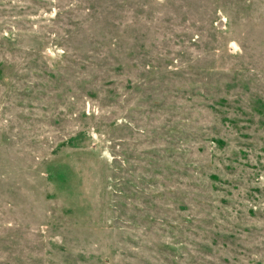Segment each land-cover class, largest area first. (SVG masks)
Instances as JSON below:
<instances>
[{
	"label": "rangeland",
	"instance_id": "obj_1",
	"mask_svg": "<svg viewBox=\"0 0 264 264\" xmlns=\"http://www.w3.org/2000/svg\"><path fill=\"white\" fill-rule=\"evenodd\" d=\"M0 264H264V0H0Z\"/></svg>",
	"mask_w": 264,
	"mask_h": 264
}]
</instances>
